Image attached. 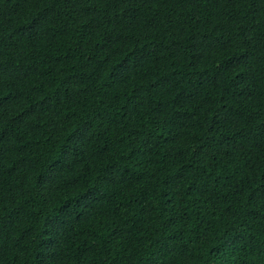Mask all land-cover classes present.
<instances>
[{"label":"trees","instance_id":"1","mask_svg":"<svg viewBox=\"0 0 264 264\" xmlns=\"http://www.w3.org/2000/svg\"><path fill=\"white\" fill-rule=\"evenodd\" d=\"M0 264H264V0H0Z\"/></svg>","mask_w":264,"mask_h":264}]
</instances>
